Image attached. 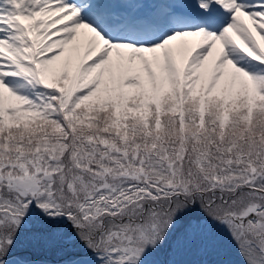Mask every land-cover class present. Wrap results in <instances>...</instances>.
<instances>
[{"label": "snow or ice", "instance_id": "snow-or-ice-1", "mask_svg": "<svg viewBox=\"0 0 264 264\" xmlns=\"http://www.w3.org/2000/svg\"><path fill=\"white\" fill-rule=\"evenodd\" d=\"M0 264H264V0H0Z\"/></svg>", "mask_w": 264, "mask_h": 264}]
</instances>
